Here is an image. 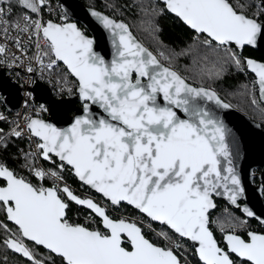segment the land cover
I'll use <instances>...</instances> for the list:
<instances>
[{
  "label": "snow or ice",
  "instance_id": "snow-or-ice-1",
  "mask_svg": "<svg viewBox=\"0 0 264 264\" xmlns=\"http://www.w3.org/2000/svg\"><path fill=\"white\" fill-rule=\"evenodd\" d=\"M163 5L159 13H171L187 26L192 42L177 52L157 39L154 52L128 24L92 11L111 37L109 60L66 13L59 22L45 19L53 11L51 0H0V66L24 67L31 75L39 71L42 78L63 65L73 83L61 91H75L82 105L69 126L59 127L43 118L49 108L41 103L23 117L24 127L17 123L9 133L27 135L29 147L34 145V151L20 152L23 167L39 183L0 160L3 243L31 264H184L177 254L181 243L160 246L147 238L142 222L112 215L110 210L125 204L190 242L199 264H264V231L241 232L247 221L211 219L214 197L239 208L245 193L234 163L238 148L207 102L231 105L214 89L194 84L174 63L191 57L213 80L229 66L250 71L264 103V60L243 55L246 48L264 46V0H163ZM141 11L149 15L157 8L141 5ZM147 24L146 31H159L153 19ZM63 83H69L67 77ZM24 95L27 107L35 96L31 90ZM252 103H258L255 96ZM6 147L0 129V148ZM65 170L107 204L76 194L64 183ZM73 204L87 210L85 222L70 218ZM243 212L264 225L247 206ZM158 235L173 239L167 231ZM37 247L47 256L38 258Z\"/></svg>",
  "mask_w": 264,
  "mask_h": 264
},
{
  "label": "trees",
  "instance_id": "trees-1",
  "mask_svg": "<svg viewBox=\"0 0 264 264\" xmlns=\"http://www.w3.org/2000/svg\"><path fill=\"white\" fill-rule=\"evenodd\" d=\"M80 1L84 6L88 8L96 9L110 17L124 21L126 24L129 25L130 29L132 30L133 34L137 37V39L154 52L159 49L157 39L161 41L163 45L167 47V49H173L177 52L186 48L187 45L192 42L191 36L193 35V33L176 17L170 15L166 11L163 14L159 13V9L163 8L164 6L157 0H114L115 6H112V9L110 10L106 8L102 0ZM149 4L157 8V12L145 15V13L141 11V5L147 7ZM149 19H153L159 29V31L155 34L145 30L148 27L147 22ZM243 55L255 58L257 60H264V56L260 52L251 50L249 48H246L243 51ZM174 63L176 69L182 74L188 76L190 78V81H193L196 85L202 84L205 87L214 89L216 92H218L217 94L220 96V98L225 102L228 101L227 99H230V93H239L243 90L244 86H246L247 88H252L251 86H249V84L251 83V85H253L254 82L253 76L247 71L240 72L234 67L230 66L219 81V79L213 80L208 79L206 76H204V74L200 70L201 66L199 64L193 65L191 57H180ZM70 79L73 82V78ZM0 127L6 126L0 123ZM4 137L7 147L0 148V160H3L5 163L8 164L9 167L15 169L20 175L29 179V174L27 173V170L23 167V156L20 152L21 149L26 151L27 144L23 140L15 139L7 134H4ZM45 166L51 167V165L47 164H45ZM66 178L70 180L73 184L76 183V180L72 175L68 174L66 175ZM45 186H50V184L46 182ZM225 205L226 204L222 203L221 207H219L217 211L211 213V219L214 222L220 221L222 223L227 224L230 220L232 222H235L236 220L245 221V218L241 214L232 211L229 206ZM123 208L128 214L136 215L134 211L128 209L127 207ZM87 214V212L83 211L82 209L76 208L73 205L71 207V211L69 212L70 218L74 221L83 220L87 216ZM3 219L4 218H2L0 214V220ZM4 222L6 223V221ZM250 223L253 224L248 225L247 223L246 229H239V231H264V228H261L254 222L250 221ZM8 227L12 228L13 231L15 230V228L11 225H8ZM154 227L158 228L159 226L154 225ZM212 227L214 231H216L217 236L219 238L220 233L217 224L213 223ZM169 235H172V240L180 241V243L184 246L185 251L192 257V261L194 264H199L195 255L193 254L192 247L187 242L179 240L178 237L171 234L170 232ZM6 238L7 234L2 229L0 237V264H31V262L28 261L26 257H23L21 254L15 253L13 250L7 248L4 245L3 240ZM147 238L161 246V244L157 242V240H152L149 236H147ZM35 251L38 258H44L47 256V251H45L41 247H37Z\"/></svg>",
  "mask_w": 264,
  "mask_h": 264
},
{
  "label": "water",
  "instance_id": "water-1",
  "mask_svg": "<svg viewBox=\"0 0 264 264\" xmlns=\"http://www.w3.org/2000/svg\"><path fill=\"white\" fill-rule=\"evenodd\" d=\"M58 1L61 4L63 13L67 14L69 22L76 23L77 26L85 32V34L88 33L90 38H94V48L102 55H105L106 59L110 60L112 52L111 37L107 30L103 28L102 24L95 17L91 16L92 11L98 10L84 6L80 0ZM157 1L163 5V0ZM101 13L106 15L103 12ZM169 14L174 16L171 13ZM249 49L260 52L264 56V46L257 49ZM247 72L254 76V74H252L250 71ZM32 91L37 101L47 105L49 108V112L47 113V117L45 119L49 122L57 124V126L59 127L69 126L72 117L78 115L82 107L81 102L76 98L75 94L69 98L57 100L51 96L50 90L46 85L38 82L33 86ZM0 94L3 97V103L9 112L12 113L18 111L21 102L20 89L15 83H12L10 81L3 70H0ZM207 103L208 107L215 113V115L219 119L223 121L225 126L231 132V138L238 148V155H235L234 163L236 165L237 171L240 174L242 184L245 188L244 196L238 201V203L242 202V204H239V208L233 206L226 197L216 196L214 197L215 202H224L233 211L240 213L245 219L255 221L257 224L264 226L260 224L257 218L247 217L243 212V208L247 206L256 213L257 217L264 218V200L262 196L264 190V130L260 127V125L252 121L248 116L233 108L232 106L228 109H224L215 105L214 102ZM262 104L264 105V103ZM259 169H261V172L257 173L256 171H258ZM73 177L78 183L81 184V182L74 175ZM255 178L258 180L256 184H254ZM83 186L88 189L87 186ZM91 192L100 197V195L95 193L94 191ZM73 205L87 211L80 206H77L75 204ZM122 207H127L135 213L145 217L142 213H139L138 210H136L132 206L125 204ZM216 209L217 207L212 210L211 213L215 212ZM145 218L148 219L147 217ZM8 222L14 225L12 222ZM150 222L153 225L164 227L171 233V231L165 225H161L158 222ZM184 241L190 245V242L186 240ZM196 259L198 261L197 257Z\"/></svg>",
  "mask_w": 264,
  "mask_h": 264
},
{
  "label": "built area",
  "instance_id": "built-area-1",
  "mask_svg": "<svg viewBox=\"0 0 264 264\" xmlns=\"http://www.w3.org/2000/svg\"><path fill=\"white\" fill-rule=\"evenodd\" d=\"M51 7L53 11L51 14L46 13L45 19L52 18L60 21L61 15H63L61 4L58 0H51ZM19 55V53H17ZM27 63V62H26ZM0 70H3L6 76L10 79L12 83H15L19 89H20V96H21V102L18 111L16 112H9L7 108L5 107L3 103V97L0 94V113H3V115L6 117L5 121H0V123L4 124L6 127H0V129H3V134L9 135L11 133L12 129L15 128L16 124L19 123L21 127H24L25 121L23 117L25 115H32L35 113V111L38 110L40 102L37 101L36 97L34 101L29 105H24V100L26 99L24 93L28 90L32 91L33 86L38 82L43 85H46L49 90L50 94L54 99L61 100L65 98H69L75 94V91H73V94H69L66 90L61 91L62 88L66 89L67 87L72 86V81L70 78L71 76H68L66 70L61 65L59 68L54 69L51 73H48L45 71L43 74V77L41 78V74L39 71L35 73V75L28 74L24 67H7V66H0ZM67 77L69 83L65 85L63 83L64 78ZM30 81H34V83L30 87ZM22 86V87H21ZM47 106V105H46ZM48 107V106H47ZM48 113V112H47ZM47 113H41L43 118L45 119L47 117ZM13 137V136H12ZM15 139H21L27 144L26 151H34V145L30 148L29 147V141L27 139V135H25L22 138L13 137ZM40 163H43L42 161ZM45 166V164H44ZM46 167V166H45ZM29 174V180L32 182L39 183V181L33 177L28 171ZM72 175V173L68 170H65L64 172V183H67V185L78 195L80 196H92L94 199L100 200L103 204H107L105 200H103L101 197L93 194L89 189L85 188L82 184L78 183H72L70 180L66 178V175ZM73 176V175H72ZM51 185V181H46ZM74 206V205H73ZM76 207V206H74ZM78 208V207H76ZM80 209V208H79ZM85 211V210H83ZM112 215L114 216H121L126 217L132 220H137L142 222L141 227L144 230V233L146 236H149L152 240H157L161 244V246H169L173 247L175 243H180V241L172 240V241H165L161 236L158 235L160 233L154 225L145 217L139 215L136 213V215H130L128 214L123 207H120L116 210H110ZM87 212V211H85ZM77 222H85V218L83 220L77 221ZM151 223V229L147 227V225ZM179 240H182L179 238ZM184 241V240H182ZM177 254L181 256V259L184 261V264H194L192 261V257L185 251L184 246L177 250ZM196 257V256H195Z\"/></svg>",
  "mask_w": 264,
  "mask_h": 264
},
{
  "label": "rangeland",
  "instance_id": "rangeland-1",
  "mask_svg": "<svg viewBox=\"0 0 264 264\" xmlns=\"http://www.w3.org/2000/svg\"><path fill=\"white\" fill-rule=\"evenodd\" d=\"M104 5L108 10L112 9V6L114 7V0H102ZM112 2V3H111ZM221 78L219 79V81ZM252 88H247L246 86L243 87V90L239 93H230V99H227L228 103L236 108L238 111L242 112L245 115L250 116L260 124L264 126V107L261 106V104L258 103L254 105L252 103V98L255 96L257 98V88L249 84ZM218 93V92H217ZM159 232L161 231H167L164 227L159 226L156 228ZM168 232V231H167Z\"/></svg>",
  "mask_w": 264,
  "mask_h": 264
},
{
  "label": "flooded vegetation",
  "instance_id": "flooded-vegetation-1",
  "mask_svg": "<svg viewBox=\"0 0 264 264\" xmlns=\"http://www.w3.org/2000/svg\"><path fill=\"white\" fill-rule=\"evenodd\" d=\"M87 35H88V33H86ZM89 36V35H88ZM253 78H254V76H253ZM254 80H255V78H254ZM256 88H257V86H256ZM257 98H258V101H259V95H258V88H257ZM227 103V102H226ZM260 103V102H259ZM229 104V103H228ZM261 104V106L262 107H264V105L262 104V103H260ZM234 108V107H233ZM236 109V108H235ZM246 116H248V115H246ZM252 121H254L255 123H257L258 125H260V127L264 130V126L262 125V124H260L259 122H257L256 120H254L253 118H251L250 116H248ZM257 173H260L261 172V169H259L258 171H256ZM258 182V180L255 178L254 179V184H256ZM263 194H264V190H263V193H262V196H263ZM222 203H224V202H221V201H217V209H216V211L218 210V208L219 207H221V204ZM225 204V203H224ZM239 204H242V202H239ZM225 206H228L227 204L225 205ZM230 208V207H229ZM231 209V208H230ZM232 210V209H231ZM233 211V210H232ZM235 212V211H234ZM238 213V212H237ZM240 214V213H239ZM1 217L3 218V216H2V214H1ZM245 221H247V223H248V225H252L253 223H250V221H252V220H247V219H245ZM252 222H254L256 225H258V226H260L261 228H264V226H261V225H259V224H257L255 221H252ZM6 223L8 224V225H11V226H13L14 228H15V226L14 225H12V224H10L8 221H6ZM1 231H2V229H0V237H1ZM3 236H4V234H3ZM2 236V237H3Z\"/></svg>",
  "mask_w": 264,
  "mask_h": 264
},
{
  "label": "bare ground",
  "instance_id": "bare-ground-1",
  "mask_svg": "<svg viewBox=\"0 0 264 264\" xmlns=\"http://www.w3.org/2000/svg\"><path fill=\"white\" fill-rule=\"evenodd\" d=\"M33 92V91H32Z\"/></svg>",
  "mask_w": 264,
  "mask_h": 264
}]
</instances>
